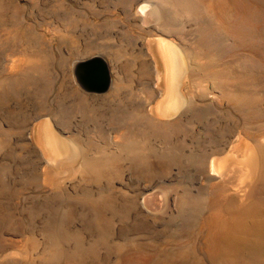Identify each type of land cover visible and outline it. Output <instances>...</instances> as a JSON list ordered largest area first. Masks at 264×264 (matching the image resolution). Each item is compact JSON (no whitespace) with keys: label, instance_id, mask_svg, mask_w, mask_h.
<instances>
[{"label":"rangeland","instance_id":"rangeland-1","mask_svg":"<svg viewBox=\"0 0 264 264\" xmlns=\"http://www.w3.org/2000/svg\"><path fill=\"white\" fill-rule=\"evenodd\" d=\"M32 1H0V264H264V0L224 41L172 0Z\"/></svg>","mask_w":264,"mask_h":264},{"label":"bare ground","instance_id":"bare-ground-1","mask_svg":"<svg viewBox=\"0 0 264 264\" xmlns=\"http://www.w3.org/2000/svg\"><path fill=\"white\" fill-rule=\"evenodd\" d=\"M172 1H173L172 2L173 5L176 4V7L178 4H180V5H182L181 6L182 8L184 6L186 9H188V8L191 9L193 11V13L196 12L198 14L200 20L202 22H205L206 25L208 26L209 35L221 36L222 40L223 39L226 40V38L227 39H230V38L231 39H235V38L240 39V38H242L244 36L243 35L244 30L242 31V28L244 25H246V23L248 21H250L253 18V15L255 12L251 8L252 4L247 3L245 0H209L208 1V12L206 10L207 14L204 13V11H202L196 5H194L192 3V0H172ZM32 2L36 3V0H33ZM61 2L60 1L58 2V5H60V7H62ZM130 2H131L130 0H121V3L125 4V6ZM167 2H168V0H167ZM168 4H169V2H168ZM149 5H151V9L145 15L142 16L144 23H146V20H148L149 18L158 19V14H157L158 8H157V6L154 4H149ZM19 11L21 12V10H19ZM214 41H215V39H214ZM239 41L240 40H238V42ZM164 48L166 49V54L168 55V58L170 60V64L172 67V64L174 65V61H176V57L169 47L166 46ZM48 138H50L49 141H51V135L50 134H49ZM49 147H51V148L53 147L52 141L49 142ZM55 148L57 149V147L54 145V147H53L54 151H55ZM70 152L72 154L74 151L71 150ZM75 152H76V149H75ZM75 152L72 155H74Z\"/></svg>","mask_w":264,"mask_h":264},{"label":"water","instance_id":"water-1","mask_svg":"<svg viewBox=\"0 0 264 264\" xmlns=\"http://www.w3.org/2000/svg\"><path fill=\"white\" fill-rule=\"evenodd\" d=\"M170 46L172 48H170L169 46L168 47L173 51L174 46ZM75 75L80 86L89 93L105 94L110 90L112 86V74L110 66L108 62L100 56H95L85 61L79 62L75 68ZM63 142L61 143L64 146L60 143V145H62L63 147V150L64 148H67L69 150L72 149V145L70 144V142Z\"/></svg>","mask_w":264,"mask_h":264},{"label":"clouds","instance_id":"clouds-1","mask_svg":"<svg viewBox=\"0 0 264 264\" xmlns=\"http://www.w3.org/2000/svg\"><path fill=\"white\" fill-rule=\"evenodd\" d=\"M151 9V5L148 3H143L138 7V14L141 16L145 15Z\"/></svg>","mask_w":264,"mask_h":264}]
</instances>
